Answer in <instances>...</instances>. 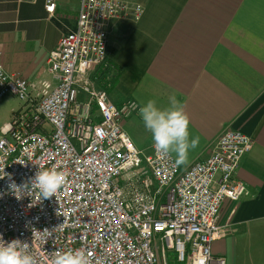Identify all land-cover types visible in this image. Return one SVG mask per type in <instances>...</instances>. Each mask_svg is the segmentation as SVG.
Instances as JSON below:
<instances>
[{"label": "built area", "instance_id": "obj_1", "mask_svg": "<svg viewBox=\"0 0 264 264\" xmlns=\"http://www.w3.org/2000/svg\"><path fill=\"white\" fill-rule=\"evenodd\" d=\"M55 9L47 0L46 11ZM130 11L118 0H81L76 29L48 58L55 85L8 74L0 55V103L9 95L24 102L0 128V169L12 175L0 180V236L29 243L39 264L69 250L85 251L91 264H227L213 257L212 243L223 236L224 203L248 195L238 171L255 141L226 131L206 160L187 169L154 148L143 155L121 125L139 103L117 108L95 81L108 25ZM134 14L140 20L144 9ZM50 168L67 175L57 197L39 201L9 188Z\"/></svg>", "mask_w": 264, "mask_h": 264}, {"label": "crops", "instance_id": "obj_2", "mask_svg": "<svg viewBox=\"0 0 264 264\" xmlns=\"http://www.w3.org/2000/svg\"><path fill=\"white\" fill-rule=\"evenodd\" d=\"M54 1L49 14L47 0H0L3 67L35 86L56 84L49 55L77 27L81 0ZM118 1L129 4L130 15L108 25L96 86L117 108L129 100L156 99L160 107L171 96L180 100L190 133L200 137L181 169L206 160L226 131L255 141L238 171L248 195L224 203L223 236L212 243V255L227 264H264V0ZM136 6L144 9L140 20ZM121 125L143 155H152L151 133L138 113Z\"/></svg>", "mask_w": 264, "mask_h": 264}, {"label": "clouds", "instance_id": "obj_3", "mask_svg": "<svg viewBox=\"0 0 264 264\" xmlns=\"http://www.w3.org/2000/svg\"><path fill=\"white\" fill-rule=\"evenodd\" d=\"M138 114L145 129L151 133L153 147L158 154L165 156L175 155V165H187L189 153L200 144V137L190 133V119L184 110L183 103L175 96L169 97V106L160 107L156 99L139 101ZM8 177L4 168L0 169V180ZM67 183L65 172L56 168L38 170L34 177L30 178L22 186L15 181L9 184L14 193L35 192L39 201L57 197V194ZM20 198V195H17ZM43 233L51 235L47 229ZM31 245L20 239L10 242L4 241L0 236V264H39L38 257L31 250ZM52 264H91L88 254L83 250L57 251L52 259Z\"/></svg>", "mask_w": 264, "mask_h": 264}, {"label": "rangeland", "instance_id": "obj_4", "mask_svg": "<svg viewBox=\"0 0 264 264\" xmlns=\"http://www.w3.org/2000/svg\"><path fill=\"white\" fill-rule=\"evenodd\" d=\"M83 97L84 96L82 95L81 98ZM23 106L24 102L20 100L17 96L9 95L8 97H6L0 103V125H3L6 121L8 122L13 110H19Z\"/></svg>", "mask_w": 264, "mask_h": 264}]
</instances>
